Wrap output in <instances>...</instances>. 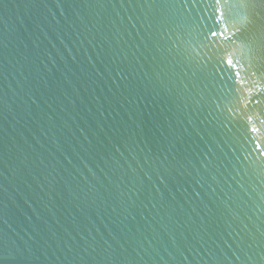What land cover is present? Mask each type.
<instances>
[{
    "label": "water",
    "instance_id": "95a60500",
    "mask_svg": "<svg viewBox=\"0 0 264 264\" xmlns=\"http://www.w3.org/2000/svg\"><path fill=\"white\" fill-rule=\"evenodd\" d=\"M0 264H264V0H0Z\"/></svg>",
    "mask_w": 264,
    "mask_h": 264
}]
</instances>
